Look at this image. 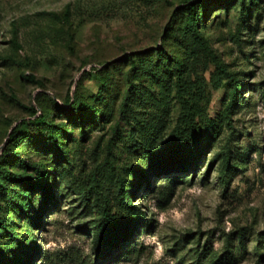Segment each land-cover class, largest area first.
I'll return each mask as SVG.
<instances>
[{
    "label": "rangeland",
    "instance_id": "374dc122",
    "mask_svg": "<svg viewBox=\"0 0 264 264\" xmlns=\"http://www.w3.org/2000/svg\"><path fill=\"white\" fill-rule=\"evenodd\" d=\"M202 3L0 0V162L38 182L0 172V264H264V0ZM134 206L132 240L99 250Z\"/></svg>",
    "mask_w": 264,
    "mask_h": 264
},
{
    "label": "trees",
    "instance_id": "16d2710c",
    "mask_svg": "<svg viewBox=\"0 0 264 264\" xmlns=\"http://www.w3.org/2000/svg\"><path fill=\"white\" fill-rule=\"evenodd\" d=\"M211 0H203L202 6H203V19L206 17L207 13V8L210 4ZM189 9H190V17L192 22V30L197 34V22L193 18H195L196 15V10H195V5L194 3L189 4ZM198 35V34H197ZM196 35V37H198ZM79 113L82 112V108H76ZM33 113H36V110L33 109ZM13 132H16L13 130ZM181 157H184V160L181 159ZM176 160L177 158H173ZM178 161H181L183 163V169H189L191 167H196L197 165V158H194V156H188L185 158V156H180L178 158ZM177 166H173L172 163L167 164V166L163 169L165 170H171L176 168ZM0 172L5 175L7 178L11 180H20L22 181L25 189H24V194L25 196H28L30 191H34L36 187H38V182L33 180L30 176L29 177H22V175L18 172L8 170L4 168L2 162H0ZM49 200V199H48ZM51 200H54V196H52ZM136 214V219L133 221L129 220L127 223L125 215L122 214H116L114 216H109L106 218L100 225L96 240H95V245L98 247L99 250L103 249H108L109 251H118L120 250V247L122 246H127L125 245L126 240L129 238L132 240V234L134 232V229L139 228V223L143 219V211L141 208L138 207H133L132 208ZM38 216L37 219L39 220L38 224H41L44 221V213L47 211V205L44 208L39 207L38 208ZM121 215V216H120ZM36 219V222H37ZM132 226H136L133 228ZM242 245L244 246V242L242 241ZM122 245V246H121ZM233 261H236V256L234 255L232 257ZM94 264H101L100 262V256H98V259L95 261Z\"/></svg>",
    "mask_w": 264,
    "mask_h": 264
},
{
    "label": "clouds",
    "instance_id": "9594fccd",
    "mask_svg": "<svg viewBox=\"0 0 264 264\" xmlns=\"http://www.w3.org/2000/svg\"><path fill=\"white\" fill-rule=\"evenodd\" d=\"M264 39V31H261L257 34L256 36V40L260 41ZM257 64L259 66L260 69H264V61H257ZM248 93H245V96H247ZM257 116L260 120H264V110H262V108L260 106L257 107ZM155 220L159 223V224H163L165 223V218L159 214H157L155 217ZM67 223V222H65ZM38 243H40V245L42 246V248L46 251L50 250V251H55L57 249H62L65 248L69 245L72 244V241L69 240L66 243L64 241H57L56 239H54L51 236H47L43 238V242L38 241ZM137 243L141 244L144 247H147L151 250L154 258L159 261L161 260V258H165V244L164 241L161 237V234H159L158 232H144L142 231L140 233V235L137 237ZM170 264V262H169Z\"/></svg>",
    "mask_w": 264,
    "mask_h": 264
}]
</instances>
